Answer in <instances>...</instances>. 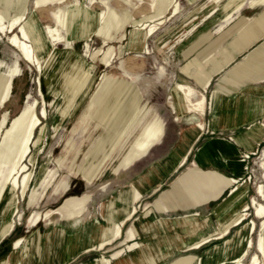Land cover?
<instances>
[{"label": "rangeland", "instance_id": "374dc122", "mask_svg": "<svg viewBox=\"0 0 264 264\" xmlns=\"http://www.w3.org/2000/svg\"><path fill=\"white\" fill-rule=\"evenodd\" d=\"M25 1L0 0V13L5 21L13 18L15 11ZM252 1L246 0V6L225 16L224 7L229 0H176L177 4L172 5L173 8L156 16L157 8L163 5L159 0H54L37 8L34 7L36 0H28L27 21L31 22L34 29L33 41L37 40L44 46L39 54L44 66L40 71L31 65L9 43L11 34L0 33V105L8 93V75L17 70L9 101L2 104L4 107L0 109V121L5 110L15 117L25 106L37 103L39 115L42 116L44 109L47 110V117L42 118L46 130L44 145L38 152L35 167L27 158L24 163H27L28 170L18 174L20 183L26 172L32 171V178L24 195L21 188L18 190L17 209L10 217L13 231L0 242V264L10 257L17 239L22 238L19 245L25 247L30 240V243L35 241L36 234H43L39 253L47 256L48 251L56 250L64 259L62 249L70 247L72 238H67L61 230L51 231L53 227L58 225L68 233H73L86 220L103 222L101 202L112 199L121 189L129 187L133 178L141 175L149 165L164 159L152 160L147 154L138 160L142 155L138 145L147 137L152 125L156 124L155 116L158 113L165 120L164 134L172 128L176 129L173 123L176 120L175 113L169 107L167 97L177 80L183 79L203 91L196 74L201 69L206 70L210 61L235 48L238 42L245 43L249 35L247 31L252 33V23L264 12V6L251 8L249 4ZM176 6L179 10L177 8L174 12ZM141 23L146 26L144 29L140 28ZM153 24H156L153 30L144 38L145 31ZM54 28L60 31L59 39L49 33ZM86 28L89 30L87 37L81 34ZM108 37L113 38L107 40ZM262 37L264 33L249 42L246 49L235 52L232 60L212 76L204 91L207 99L218 78L227 70L249 71V81L264 73V62H261L263 66H259L251 60V54L245 56L247 49L257 45ZM108 49L113 51L109 63L104 60ZM61 54L62 59L52 76L50 67ZM193 58L195 62L184 70ZM74 61L85 65L91 73L76 98L70 83L76 75L63 70L67 67L73 71ZM78 75L76 80L79 81L82 74ZM226 81L232 83L233 80L224 78ZM225 84L223 87H226ZM196 98L195 94L193 99ZM178 99L184 111L180 96ZM130 102L132 106L128 104ZM133 105L135 118L132 123L135 122V126L128 134L126 131L129 130L131 116H134ZM144 108L146 112L141 115L140 110ZM190 115L196 117L194 113ZM186 117L185 114L183 118ZM2 139L0 148L4 147ZM134 156L135 159H132ZM246 159L249 160L244 183L248 186L246 196L251 201L255 199L257 204L249 205L248 210L244 211L247 214L243 223L253 220L254 225L249 222L241 239L235 241V253L230 254L227 260H224L227 255L224 253L218 259L219 262L224 260L220 264H251L254 254H259L260 259H263L258 249L264 232V216L260 213V205H264V144L258 153L249 154ZM133 161L135 163L130 168L114 173ZM9 164L7 158L0 162V181L8 176ZM232 194L228 199L232 200ZM87 195L90 198L86 201L87 211L82 217L66 220L53 213L54 225H47L48 220L44 218L41 220L42 213L61 207L68 199H83ZM153 201L152 195L148 194L135 200L136 212L124 224L121 236L115 237L111 244L102 249L81 251L64 264H100V261L111 259L119 251L116 258L111 259L114 264L135 249L144 248V237H140L136 229L143 219L167 224V230L163 229L162 232L171 238L170 244L178 243L179 236L184 239L190 237L195 232L190 223L198 217L202 220V217L208 218L211 227L221 217L196 214L197 218L165 221L181 215L156 213ZM146 202L152 203V206L144 204ZM255 209L257 216L262 218L255 216ZM148 211L150 217H146ZM243 223L230 226L223 238L211 240L199 248L177 249L157 264H179L187 256L201 257L211 246L229 242ZM133 226L137 236L131 234ZM106 228L105 221L99 230ZM179 228L181 232H186V236L178 232ZM197 233L201 235L202 231ZM50 234L51 238H44ZM248 239H251V245L243 253ZM42 255H35V264L42 262ZM191 263L199 264L197 259Z\"/></svg>", "mask_w": 264, "mask_h": 264}, {"label": "crops", "instance_id": "0c3cea01", "mask_svg": "<svg viewBox=\"0 0 264 264\" xmlns=\"http://www.w3.org/2000/svg\"><path fill=\"white\" fill-rule=\"evenodd\" d=\"M251 3L249 6H251ZM22 5L26 6L28 13V0L23 2ZM243 6H246V1ZM34 7L36 6L34 5ZM259 17L263 21L257 23L258 25L252 23V33L250 30L247 31L249 35L245 38V44L238 42L235 48L224 53L222 57L216 60L213 59L206 70L201 69L196 74L195 77L199 85L203 86V91H199L190 83L181 79L194 89L196 97L201 96V94L205 95L204 91L209 85L212 76L232 60L235 52L244 49L245 46L247 48L249 42L264 33V12ZM259 29H261V33ZM246 52L245 56L251 54V60L261 66L264 62V37L261 38L257 45L247 49ZM16 62L20 67L19 62ZM193 62H195L194 58L185 65L184 70ZM8 78L7 92L10 93L15 76L10 73ZM224 78L232 79L233 81L232 83H229V81L224 82ZM248 78H250V73L246 70L225 71L218 78L216 86L211 90L209 99L205 95L206 106L204 115L201 116L191 112L196 114V117L191 116L190 112L185 113L182 110L178 99L177 80L167 97V103H169V107L175 113V119L178 120L173 122L176 129L172 128L164 134L165 120L159 113L158 115L156 114L155 118L159 117L161 119L159 133L153 139V144L148 150L138 158L140 160L148 154L152 160L164 159L149 165L141 175L133 178L129 187L121 189V192L119 191L112 199L103 201L104 203L101 202L100 213L103 217V222L95 219L86 220L82 223L80 229L73 233H68L63 227L58 225L53 227L51 231L61 230L67 238H72L70 247L62 249L65 253L64 259L60 253L55 252L56 250L48 251L47 256L39 253L41 249L40 239L43 234H36L34 236L35 241L30 243V240L25 247L16 246L17 239L13 243L10 257L3 261L2 264H35L34 257L38 254L43 256L40 264H64L67 260L75 258L81 251L102 249L106 245L111 244L115 237L122 235L121 231L120 235L116 236L114 230L123 221L126 223L128 219L134 217L135 200H139L144 194L152 195L157 210L155 211L156 213L168 212L181 215L165 221L185 220L190 217H196V214L212 218L221 217L216 220L215 225L212 227L210 222H208V218L202 217V220L196 217L197 220L190 223L191 226L193 225L195 232L190 237L187 236L189 240L187 237L186 240L179 236L177 244L174 242L169 244L170 237L162 232L163 229L167 230V224L162 221L161 223H151L148 219H143L136 229L139 231L138 235L144 237V248L135 249L133 253L127 256L128 258H119L114 264H118V262L119 264H157L166 260L177 249H190L193 248L195 243L203 240L207 242L217 240L222 233L225 235L230 226L237 224L235 220L242 212L243 203L254 204V197L251 201V198L247 199L246 196L248 186L244 183L246 182L249 164V160L246 157L247 154L258 153L264 144V83H262L264 81V73L259 74L252 81H249ZM224 83H226V87H223ZM185 114L187 117L183 118ZM181 118L184 120H180ZM199 124H203L204 129L200 128ZM134 126L135 122L128 127L129 130L126 132L129 134ZM132 159H135V156ZM134 163L135 161L126 164V166L114 171V173L117 174L121 170H126ZM231 193H233L232 200L228 199ZM89 198L90 195L83 199H68L61 207L56 208L58 210L56 213L60 215L61 219L80 218L87 211L85 204ZM144 204L149 205V207L152 206L150 202ZM132 213L133 215L129 217ZM52 215L45 217V213H42L41 220L44 218V220H48L46 222L47 225H54ZM150 216V211H148L146 217ZM255 216L259 217L256 214V209ZM244 218L240 221V224ZM105 221L107 222V228L103 229V231L99 230L101 225L105 224ZM263 221L264 218L262 223ZM249 222L243 223V226L239 228L241 229L240 236H237V230L229 242L223 245L215 244L211 246L203 252L201 257H196L195 255L187 256L181 259L179 264H192L191 262L194 259H197L199 264H220L224 260L230 259V254L235 253L233 249L235 248L236 239L242 237V233L250 225ZM13 228L1 238L0 242L13 231ZM134 229L133 226L131 234L137 236ZM198 231H202V234L198 235ZM178 232L182 233V235L186 234V232H181L180 228ZM52 234L46 235L44 238L49 239ZM155 239L157 242H155ZM107 241L110 242L101 247V244L107 243ZM118 253L120 252L118 251L111 259L116 258ZM224 253H227L226 258L219 262V257ZM111 259L102 260L100 264H113ZM37 260H39L38 256Z\"/></svg>", "mask_w": 264, "mask_h": 264}, {"label": "bare ground", "instance_id": "6f19581e", "mask_svg": "<svg viewBox=\"0 0 264 264\" xmlns=\"http://www.w3.org/2000/svg\"><path fill=\"white\" fill-rule=\"evenodd\" d=\"M52 1H54V0H36L35 6L40 7L44 4L52 2ZM159 1L163 5L157 8L156 16H160V15L164 14L166 9L171 8L172 5H174V4H177L176 0H166V3L164 2L165 0H159ZM245 1L246 0H229L227 5L224 7V10L226 11L225 16H228L231 13H233V11L240 9L244 5ZM257 6H264V0H253L250 7L254 8ZM177 8L178 7L176 6L174 12L177 10ZM178 10H179V8H178ZM142 21H143V19H142ZM262 21H263V19H261L259 17L256 20V22H254V23H256V25H258L257 23H260ZM142 24L143 23L140 24V26H141L140 28L144 29L146 26H142ZM156 24L149 26L148 30L145 31L144 38H146L147 35H149L151 33V31L153 30V28ZM240 24H242V23H240ZM16 29H18L17 32L15 31ZM259 30L261 33V29H259ZM0 32L3 34L10 33L11 36L8 37L9 43L13 47H15L16 50H18L20 52L22 58H24L26 61H28L31 65L38 67V69L40 71L43 69L44 65L42 63V58L39 54H41L40 52L44 49V46H41V43L38 42L37 40L33 41V39H32L33 34H34V29H32L31 22L27 21V9H26L25 5H22L16 11V14L14 15V17L11 18L8 22L5 21L3 14L0 13ZM49 33H50V35L54 36L55 39H59L60 31L58 28L52 29ZM78 34H80V31L78 32ZM81 34L85 37L89 36L88 28H86V30L83 31V33H81ZM257 37H259V36H257ZM112 38L113 37H108L107 40L112 39ZM107 40H105V41L107 42ZM249 41H251V40H249ZM31 42H33L37 46H34V44H32ZM96 55L97 54H95V56ZM62 56H63V54H61L59 57H56L54 60L55 64L53 63L54 65L52 64V67H50L51 68L50 72H51L52 76H54V74L58 68L60 59H62ZM112 56H113L112 49H110V50L108 49V51H106V53H105L104 60H106L109 63L111 61V59L113 58ZM63 70L66 73L70 72V73H72V75H74V74L76 75V77H74L70 82L72 90L76 94V95H74L76 98V96H77V94H79L80 90L87 84V82L91 76V73L89 70H87L85 65L78 63V61H74L73 71H72V69L70 70V68H67V67H64ZM16 72H17V70H13V74H16ZM77 73L82 74L81 80H79V81L76 80L77 77L79 76ZM75 83H77V85H75ZM177 90H178L180 99L184 104V112L185 113L186 112H190V113L194 112V113L199 114L201 116L204 115L205 106H206V99H205L204 94H201V96H199L198 98L193 99L194 95H195L194 89L190 85L185 84L182 80H180L177 83ZM41 94H42V91H41ZM8 97H9V93H7V95L3 98L2 104H5L7 101H9ZM2 104L0 105V109L4 107ZM36 104L37 103H32L30 105L25 106L24 109L19 114H17L15 117L10 116L9 110L3 111L2 115H1L2 119L0 121V138L1 137L3 138L2 141L4 143V147L0 148V162H2L3 160H5L7 158L8 162L10 164L8 165L9 166L8 167L9 168L8 176L6 178H4L2 181H0V240L4 235L9 233V231L13 228V221L11 220L10 217H11L12 213H14L17 209L18 192H19L18 190L21 188L22 189V195H24L28 186H29L30 180L32 178V171H29V172H26L24 174L21 183L18 180V174L20 172H25L28 170L27 163L25 164L24 161L28 158L30 163L32 164V166H34L36 163L38 152L42 149V147L44 145L46 126L43 124L42 118L47 117V110L44 109L43 115L42 116L39 115L38 106ZM128 104L130 106H132L131 102ZM172 105H174V104L172 103ZM133 111H134V116H131L132 118H131L128 126H130L134 123V122L132 123V121L135 118V106L134 105H133L132 112ZM145 112H146V108H144L143 110H140L141 115H143ZM157 118L158 119H156L157 120L156 124L153 127H151L147 137L145 139H143L141 144L138 145L139 149H140V154H143L148 150V148L153 144V139L159 133L158 131L160 129V118L159 117H157ZM199 125H200V128H203V126H204L203 124H199ZM37 130H38V132H37ZM192 134H193V132H192ZM248 156L249 155L247 154V157ZM1 168L2 167L0 166V169ZM253 203L255 204L256 201L253 200ZM248 207H249V204L247 202L243 203L242 212L237 216V218L235 220V222L237 224H240V221L246 216L244 211L248 210ZM56 212H58L57 209L56 210L53 209L51 211H46L45 217H49L53 213H56ZM134 212H136V209L133 210V213ZM133 213L130 214L129 217H131V215H133ZM260 213L264 216V205H262V204L260 205ZM124 223H125V221H123L121 224H119L116 227V229L114 230L116 236H119L121 231H123L122 225ZM250 223H251V225L252 224L254 225L253 220ZM236 234H237V236H240L241 229H238ZM223 235H224V233H222L217 239L221 238ZM21 242H22V238L18 239L16 241L15 245L19 246V244ZM108 242H110V241H107V243H102L101 247H103L105 244H108ZM206 242L207 241L203 240L201 242L195 243L193 245V248H198L202 244H205ZM250 245H251V239H248V241L245 244V249L243 251L244 253H246V251H247L246 248H248ZM218 249L220 250V248H218ZM258 250L262 254L263 259L262 260L260 259L259 254H254L251 258V264H262V262L264 264V232H263V237L261 239L260 246H259ZM223 257H225V256H223ZM47 264H49V263H47ZM118 264H119V262H118Z\"/></svg>", "mask_w": 264, "mask_h": 264}, {"label": "built area", "instance_id": "2783aa9c", "mask_svg": "<svg viewBox=\"0 0 264 264\" xmlns=\"http://www.w3.org/2000/svg\"><path fill=\"white\" fill-rule=\"evenodd\" d=\"M249 157V156H248ZM248 157H246V158H248ZM245 158V157H244Z\"/></svg>", "mask_w": 264, "mask_h": 264}]
</instances>
